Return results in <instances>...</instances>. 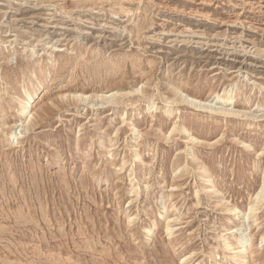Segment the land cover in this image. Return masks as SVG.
<instances>
[{
    "label": "rangeland",
    "instance_id": "obj_1",
    "mask_svg": "<svg viewBox=\"0 0 264 264\" xmlns=\"http://www.w3.org/2000/svg\"><path fill=\"white\" fill-rule=\"evenodd\" d=\"M0 98V264H264V0H0Z\"/></svg>",
    "mask_w": 264,
    "mask_h": 264
},
{
    "label": "bare ground",
    "instance_id": "obj_2",
    "mask_svg": "<svg viewBox=\"0 0 264 264\" xmlns=\"http://www.w3.org/2000/svg\"><path fill=\"white\" fill-rule=\"evenodd\" d=\"M128 12H129V10H126V13H128ZM124 28L125 27H123V29ZM167 33L169 34L170 32L167 31ZM167 33H166V35H167ZM180 33H182V31L177 32V34H175L176 37L173 36L175 39H173V40L169 39V40H171V41H174V40L177 41L178 37L181 36ZM195 33L196 32H194V34ZM204 33H202V34H204ZM195 36H196V34H195ZM200 36H201V34H200ZM205 36H207V35H205ZM198 37H199V34H198ZM190 38H191V36H190ZM181 41L186 42L185 40H181ZM198 41L196 43H202L201 40L199 42ZM208 44H209V42H208ZM211 45H213V43ZM213 46H215V44ZM60 51H62V49ZM60 51L57 49V52H60ZM257 51H258V49H257ZM28 72H31V71L28 69ZM29 74H32V72L29 73ZM260 87L262 88L263 86H260ZM232 89H233V87H232ZM232 89H230L228 92H226V90H224L223 93H222V95L220 97L218 95L219 92H216L215 90H213V91H211L210 97H207L206 99H204L202 101V100H199L198 98H196L194 96H190V94H188V93L187 94H184V91H183L182 88L173 85L171 87V90H170L173 93V99L172 100H170V99L169 100H166V101H164V103L168 104V103L174 102L175 100L179 99V100L186 101L188 103L194 104L197 107H201V108H204V109H207V110L216 112V113L224 114V115H227V114H232V115L247 114L248 112H246L244 110H239V109L231 108V107H233L232 106L233 105L232 103L234 102V95H232ZM43 90L44 89H35V90H32V88L30 87V80H29L28 83H25V85L22 86L19 94L15 95V96L12 94L14 96L12 98V101L14 102L15 106L16 105L18 106V114L20 116V120H21V117H22L23 119H22L21 122L22 123L25 122L26 123L25 125H27L28 123H31L33 121L34 114H33L32 110L35 107V105L37 104V102L39 101V99L43 96ZM142 92H144V91H142ZM114 96H115V93L109 94L107 96H105L104 94L96 95V97L105 98L106 100L113 99ZM213 96L214 97L215 96L217 97L216 102L220 103V105H221L220 107H215V106H210V105L205 104V101L211 100V98L214 99ZM72 97L73 98H76V99H79V100H86V99H89L92 96L91 95H85L82 92V93H79V94L73 93L72 94ZM3 102H6V101H3ZM3 102H0V106L2 105ZM257 108H255L254 110H257ZM253 117H256V115H253ZM22 123L21 124H18V126H16V128H18L20 125L23 126ZM14 133H15V131H13V134ZM263 195H264V181L262 182L260 189L257 191V193L255 195L256 197L254 198L253 204H251L249 206V208H248V210L250 211V213L253 212L254 210H257L259 203H261L263 201L262 200L264 198ZM165 231L168 234L170 233L171 227L169 226V224H167V226L165 227ZM243 242L244 241L242 239H238L237 244H242ZM223 245H226V241H223ZM228 247L229 246H227V248ZM243 253H245V251H243Z\"/></svg>",
    "mask_w": 264,
    "mask_h": 264
}]
</instances>
